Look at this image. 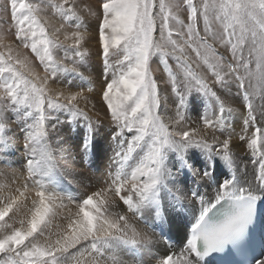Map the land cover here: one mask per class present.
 I'll return each mask as SVG.
<instances>
[{
	"label": "snow or ice",
	"instance_id": "obj_1",
	"mask_svg": "<svg viewBox=\"0 0 264 264\" xmlns=\"http://www.w3.org/2000/svg\"><path fill=\"white\" fill-rule=\"evenodd\" d=\"M83 2L0 0V264H84L85 253H96L88 264H202L243 233L264 194V0H96L87 9ZM90 17L98 21L105 72H112L99 99L115 125V169L104 186L77 198L56 190L58 179L77 173L56 159L49 128L59 123L56 112L83 118V154L89 153L95 125L79 106L89 101L57 85L65 74L83 77ZM21 46L39 61L43 76L16 51ZM154 57L168 73L171 109L169 96L161 95L167 88L152 74ZM170 59L182 73L173 72ZM196 94L204 108L193 121L187 109ZM14 128L25 141L21 169L6 159ZM191 149L209 166L219 158L232 170L211 199L178 186L183 169L193 171ZM65 152L60 148L61 159ZM198 174L211 178L208 168ZM223 200L231 201L230 210L208 222ZM185 202L198 204L199 215L187 243L177 248L151 225ZM73 203L76 211L61 224L62 211ZM121 244L143 255L126 261L115 252Z\"/></svg>",
	"mask_w": 264,
	"mask_h": 264
},
{
	"label": "rangeland",
	"instance_id": "obj_2",
	"mask_svg": "<svg viewBox=\"0 0 264 264\" xmlns=\"http://www.w3.org/2000/svg\"><path fill=\"white\" fill-rule=\"evenodd\" d=\"M85 1L91 2L95 6L96 0H85ZM84 8L87 9L88 7L85 6ZM11 23H12L11 21H8V23H5L3 25V28L7 31L9 29V24ZM88 23L90 25L89 34L91 36V39H89L86 45H91V44L95 45L96 43H98L95 39V36L96 35L98 36V32H97L98 21L94 17H90ZM5 43H11L13 44V46L16 47L12 38L6 39ZM85 47L87 49L88 55L83 65L87 64V67L89 68L90 72L91 71L93 72L94 68L97 65L104 64L102 47L94 46L95 47L94 51L89 49L87 46ZM216 47H217V51L220 52L223 51V48L219 47L218 44L216 45ZM3 50L2 48H0V51ZM23 50L25 49L22 46L16 49L17 52H21ZM59 55L62 57L64 53L61 52L59 53ZM190 55L192 56L193 60H195L194 58L195 54L190 53ZM114 61H115V57L113 56L110 58V63H113ZM153 61L154 62L151 64L153 77L158 80V85L161 89L167 88V91L162 92L161 95L169 96V108L171 109L172 107L171 101L175 99V96L169 95L171 92V87L170 84L166 83L169 79L168 73L164 71V66L159 63L157 57H154ZM169 64L171 65L174 73L183 72V69L179 68L176 65V63L171 59L169 60ZM83 65L79 70L81 73H83V77H81L78 74H65V76L61 79L60 83L57 85V87H61L65 90H70L72 92H77V91L82 92L83 96L86 98L91 93L92 95L94 94L96 95V97L93 100L88 99L91 100L89 101L88 105L87 103H85L84 99H81L79 104V106L88 114V116L91 118L92 123L95 125V130L91 134V145H90L89 153L87 155L83 154L84 150L82 148V144L84 140V133L86 131V121L83 118H80L78 121H73L66 111L56 112L55 116L59 117V123L53 120L55 129L49 128V131L52 135L51 143L53 144V152L55 153L56 159L60 161V164L76 170L77 173L75 179H73V177L71 176L67 177L66 179H58L55 185L56 190L62 196H67L71 194L77 198H80L87 192L90 194L91 191L96 190L95 182H94L95 181V170H94L95 142L101 140L103 142L101 143L102 147L104 148H109L111 146L112 150L110 151V153L113 152V154L116 148V141L113 139L115 125L110 123V113L106 115L105 113L106 106L102 105L99 99L101 88L105 84L106 79L102 81L100 80L96 81V79L94 78L95 79L94 80L92 78V75L89 73V71H86ZM33 66L36 71H41V73H44L43 67L39 66V63L34 62ZM92 66L94 67L92 68ZM193 67L194 68L196 67L195 63L193 64ZM196 70L203 71V68ZM107 75L108 76L112 75L111 70L107 72ZM87 81L92 82L95 85L94 88L89 89L90 83ZM0 95H2V89H0ZM258 102L259 101L257 100V103ZM93 105H95V107H93ZM203 108H204V101L199 97L198 94H196L192 98H190L187 114L192 117L193 121H195L197 120L198 116L203 114ZM13 132H14L13 145L12 148L9 149L6 159L10 162L11 167L13 169H21L22 167L16 164L15 158L16 156H22L24 159H27V157L25 156V149H24L25 141L23 138V134L19 129L14 128ZM60 148L67 149V152L64 153L63 159H61ZM81 157H83V162L81 160ZM190 157H191L190 162L193 166V171H189L187 169L186 172L188 174L182 178L183 181H187L184 178H188L189 182L193 184V182H195L193 180V177H195V175H199L198 173L204 170L205 168H208V170L211 172V176L213 177L214 176L221 177L224 174L225 175L232 174V170L219 158H215L212 161L211 165L209 166V162L206 159L205 155L198 149H191ZM4 167L5 165L0 164V168H4ZM249 168H251V165H249ZM241 171H243V166H241ZM65 203H67V201H65ZM75 211H76V207L74 203L68 205V208L62 211L60 223L66 224L67 220L64 219L63 217H66L70 213H74ZM162 232H164V230L158 231L160 235L162 234Z\"/></svg>",
	"mask_w": 264,
	"mask_h": 264
},
{
	"label": "bare ground",
	"instance_id": "obj_3",
	"mask_svg": "<svg viewBox=\"0 0 264 264\" xmlns=\"http://www.w3.org/2000/svg\"><path fill=\"white\" fill-rule=\"evenodd\" d=\"M90 5L94 7V5L91 2L85 1L83 2L82 6L89 7ZM95 39L98 43H96L95 45L93 44L86 45L92 51H94V48L97 46L101 47L99 43V37L97 35L95 36ZM13 47L15 48V46ZM25 50L18 52V53L21 54L22 56H28L29 59L32 60V63L34 62L39 63L38 60H35L32 57V54L29 49H25ZM83 66L86 69V71H89V73L92 75V78L96 79V81L97 80L102 81L104 79L106 80L111 79V75L108 76L107 73L105 72L104 64L97 65L94 68L93 72L92 71L90 72L89 68L87 67V64ZM93 67L94 66H92V68ZM35 72L39 76L44 75V73H41V71L35 70ZM89 83H90L89 89L94 88L95 85L92 82H89ZM95 97L96 95L95 94L92 95L91 93L88 95L87 100L88 99L93 100ZM91 100H88V101H91ZM88 104L89 102L87 103V105ZM233 106H238V103ZM229 119L231 120L232 118L229 117ZM233 122L237 124L240 123L238 118L234 120ZM237 131H239V128H237ZM101 143H103L101 140H98L97 142H95V150H94V162H95L94 163V170H95V181L94 182H95L96 189H98L101 186H104V180L108 178L109 171H112L115 169V165L113 163L114 154L113 152L110 153V151L112 150V147L110 146L109 148H104L102 147ZM15 159H16L15 160L16 164H18L19 166L23 168L26 162V159H24L22 156H16ZM186 171L187 169H184L181 175L179 176V179H178L179 188L182 189L184 192L188 193L189 195L193 191H195L198 196L206 197L209 199L212 198V196L214 195V190L218 188L219 184L223 183L225 179H229L232 176V174H226V175L224 174L221 177L211 176L210 179L201 180L199 178V175H195V177H193V180L195 182H193L192 184L191 182H189L188 178H184L187 181L182 180V178L188 174ZM240 183L243 184L244 181L241 180ZM109 195L111 196V193H109ZM256 203H257V209H258L257 213L259 214V225H260L259 230H258V237H259L260 243L264 245V194L261 195L260 199H258ZM122 207L124 210L123 214L127 215L129 219L132 220L133 222L140 223V226L143 227L142 222L135 221V219L132 217V214L127 212L126 206H122ZM198 215H199V205L198 204H189L187 202L183 203L182 205L173 204V206L168 209L163 223H161L160 221H156L154 224H152V226L158 236L160 235L158 231L164 230V232H162L160 236H162L163 239L167 241L168 243L175 245L177 248H182L187 243V240L189 236L191 235L192 226L195 223L196 217ZM164 246L165 245H161L159 247H164ZM101 252H103V249H101ZM115 252L119 255L120 258L126 261H129V262H131L134 254L143 255L142 252H137L136 250L132 249L131 246L122 245V244L115 248ZM109 257H110L109 253H104V257L102 259H109ZM94 258H96V253H93L92 255L85 253L84 256L81 257V259L84 261V264H88V262ZM260 259H264V257L258 256L257 259L255 258L252 260L251 264H256V261ZM202 264H219V263L210 257L208 258L204 257Z\"/></svg>",
	"mask_w": 264,
	"mask_h": 264
}]
</instances>
